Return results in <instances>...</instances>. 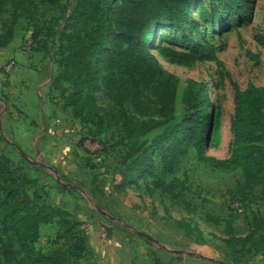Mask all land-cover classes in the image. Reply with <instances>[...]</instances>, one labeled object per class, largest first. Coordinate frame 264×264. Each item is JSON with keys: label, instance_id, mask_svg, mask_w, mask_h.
<instances>
[{"label": "rangeland", "instance_id": "obj_1", "mask_svg": "<svg viewBox=\"0 0 264 264\" xmlns=\"http://www.w3.org/2000/svg\"><path fill=\"white\" fill-rule=\"evenodd\" d=\"M78 1L37 0L32 19H20L12 43L0 48V53L9 50L0 58V147L19 175L29 180L23 181L30 196L26 207L50 204L68 211L80 224L70 235L58 222L42 226L35 250H59L74 264L264 263V251L247 252L264 239V197L250 199L261 189L244 198L237 192L242 171L210 168L199 161L193 146L176 171L164 178V188L171 187L172 194L154 187L161 176V149L152 164L144 165L140 178L124 192H114L118 173L137 158L128 145H121L125 117L136 115L133 106H114L100 82L96 100L103 121L87 123L75 116L66 100L74 92L73 84L63 83V89L53 85L66 55L60 37ZM231 2L234 7H229ZM11 14L9 6L0 9V34L9 27ZM152 45L161 67L179 78L181 89L191 82L204 84V112L213 115L204 155L230 158L235 118L230 80L243 91L264 88V0H196L182 24L157 28ZM200 47L205 53L192 63L158 57L163 48L188 54ZM9 65L11 73L6 70ZM182 94L177 98V118L195 111L182 102ZM159 134L160 130L148 134L139 144H149ZM209 216L234 221L231 226L214 225ZM180 220L197 231L178 228L175 222ZM247 236L251 242H240Z\"/></svg>", "mask_w": 264, "mask_h": 264}, {"label": "trees", "instance_id": "obj_2", "mask_svg": "<svg viewBox=\"0 0 264 264\" xmlns=\"http://www.w3.org/2000/svg\"><path fill=\"white\" fill-rule=\"evenodd\" d=\"M48 1L42 0V3ZM195 1L79 0L60 37V49L66 55L53 85L63 89L60 87L63 83L73 84L74 92L66 100L75 116L87 123L103 121L96 100L100 82L114 106L130 103L136 115L159 117L149 121L133 114L125 117L121 145H128L137 158L118 173L113 183L115 193L124 192L140 178L145 172L144 165L152 164L154 153L161 149V176L160 180H154V187L172 194L171 187L164 188V178L176 171L181 158L193 146L199 161L212 169L223 172L240 169L243 181L237 192L248 198L247 193L258 187L259 194L250 198L258 200L264 197V88L250 86L243 91L230 80L235 92L233 153L223 160L205 157L213 125V115L204 112L208 107L207 90L197 82L187 83L181 89L179 78L164 70L153 53L152 41L157 28L182 24L192 14ZM8 6L12 14L9 27L0 34V48L12 43L20 19H32L38 2L0 0V9ZM234 6L233 2L229 4ZM204 53L203 47L188 54L169 48L160 50V55L185 63L194 62L197 55L202 59ZM181 92L182 102L195 111L177 118V98ZM158 130L160 134L149 144H139V140ZM23 181L29 180L19 175L18 168L0 147V264H74L59 250L42 254L33 245L40 239L42 226L58 222L70 235L80 224L71 220L68 211L50 204L26 207L30 196L23 188ZM7 207L13 208L8 211ZM208 220L214 225L225 222L228 226L234 221L214 216ZM175 224L181 229L197 231L186 220ZM14 238L20 244L23 257L15 249ZM240 242H251V236ZM262 251L264 239L247 249V252Z\"/></svg>", "mask_w": 264, "mask_h": 264}, {"label": "crops", "instance_id": "obj_3", "mask_svg": "<svg viewBox=\"0 0 264 264\" xmlns=\"http://www.w3.org/2000/svg\"><path fill=\"white\" fill-rule=\"evenodd\" d=\"M7 48V47H6ZM8 51L9 50H6L5 49V51L4 52H2V53H0V58H2V60L4 59V57H5V54H7L8 53ZM2 60L0 61V70H1V67H2V65H3V62H2ZM10 69H11V65H9L8 67H6V70L8 71V72H10ZM15 70V69H14ZM14 70H12V71H14ZM11 73V72H10ZM0 79H1V75H0ZM26 84H29V83H27V81H26ZM0 88H1V86H0ZM23 89H25V88H23ZM20 107V106H19ZM22 107H23V105H22ZM21 107V108H22ZM2 126H3V124L2 125H0V131H2ZM4 127V126H3ZM29 131V130H28ZM28 131H26V132H28ZM2 134V133H1ZM22 155L24 156V158H23V160H27V161H29V158L26 156V155H24L23 153H22ZM9 157V156H8ZM10 158V157H9ZM11 159V158H10ZM12 160V159H11ZM261 264H264V263H261Z\"/></svg>", "mask_w": 264, "mask_h": 264}, {"label": "built area", "instance_id": "obj_4", "mask_svg": "<svg viewBox=\"0 0 264 264\" xmlns=\"http://www.w3.org/2000/svg\"><path fill=\"white\" fill-rule=\"evenodd\" d=\"M102 238H106V234H102Z\"/></svg>", "mask_w": 264, "mask_h": 264}, {"label": "bare ground", "instance_id": "obj_5", "mask_svg": "<svg viewBox=\"0 0 264 264\" xmlns=\"http://www.w3.org/2000/svg\"><path fill=\"white\" fill-rule=\"evenodd\" d=\"M158 57H159V58H162L160 54L158 55Z\"/></svg>", "mask_w": 264, "mask_h": 264}]
</instances>
